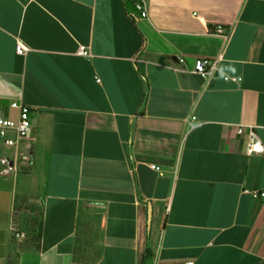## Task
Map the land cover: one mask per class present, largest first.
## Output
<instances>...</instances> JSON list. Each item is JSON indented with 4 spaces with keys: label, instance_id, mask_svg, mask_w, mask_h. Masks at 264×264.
Wrapping results in <instances>:
<instances>
[{
    "label": "crops",
    "instance_id": "1",
    "mask_svg": "<svg viewBox=\"0 0 264 264\" xmlns=\"http://www.w3.org/2000/svg\"><path fill=\"white\" fill-rule=\"evenodd\" d=\"M145 1L0 0V107L33 124L0 264H264V0Z\"/></svg>",
    "mask_w": 264,
    "mask_h": 264
},
{
    "label": "built area",
    "instance_id": "2",
    "mask_svg": "<svg viewBox=\"0 0 264 264\" xmlns=\"http://www.w3.org/2000/svg\"><path fill=\"white\" fill-rule=\"evenodd\" d=\"M135 2V6L137 10L140 11L143 17L148 15V9L145 0H133ZM226 27L222 24L217 25L214 29L216 33H225ZM229 31V30H228ZM16 50L20 54H24L27 50L26 45L22 41H18L16 45ZM78 53L82 56L90 57L91 52L88 46L80 45L78 49ZM220 57L215 59H209L206 57L197 58L194 62L193 68L190 70L191 72L198 74L203 79H210L215 71L218 68V62ZM177 60L181 65L185 64V57L177 56ZM225 80L239 82L241 81V77L233 76V75H225ZM9 110L5 107H0V144H4L10 147H17L21 149L19 153H17V157L21 160L29 161L31 159L30 153V144L33 135V124L31 120V108L22 100H12L9 104ZM237 132L239 134H246L247 137V146L246 153L253 154L256 152L263 151V145L258 137L255 127L250 125L248 131L246 132L245 127L243 125H239L237 128ZM9 158L0 156V174L7 175L11 173L16 168V163L14 160V168L10 169L9 167ZM151 168L162 171L161 166L157 164H151ZM250 194L254 198L264 197V192H260L258 190L249 191ZM15 231V237L17 239L26 238L25 231H19L15 227H13ZM155 264H158L156 261ZM183 264H193V261H186Z\"/></svg>",
    "mask_w": 264,
    "mask_h": 264
},
{
    "label": "rangeland",
    "instance_id": "3",
    "mask_svg": "<svg viewBox=\"0 0 264 264\" xmlns=\"http://www.w3.org/2000/svg\"><path fill=\"white\" fill-rule=\"evenodd\" d=\"M20 149L17 147H10L6 146L4 144H0V156L7 157L11 160H14L16 165L19 164L20 158H18L16 155L19 153ZM24 163V162H23ZM15 171H11L10 177L13 179ZM10 179L8 183H11L13 180ZM3 181V178L0 177V182ZM27 232V231H26ZM27 234V233H26Z\"/></svg>",
    "mask_w": 264,
    "mask_h": 264
},
{
    "label": "trees",
    "instance_id": "4",
    "mask_svg": "<svg viewBox=\"0 0 264 264\" xmlns=\"http://www.w3.org/2000/svg\"><path fill=\"white\" fill-rule=\"evenodd\" d=\"M150 255H151V254H150V251L147 250L146 253H145V255H144V259H143V261H142L141 264H145V262L147 261V258H148Z\"/></svg>",
    "mask_w": 264,
    "mask_h": 264
},
{
    "label": "water",
    "instance_id": "5",
    "mask_svg": "<svg viewBox=\"0 0 264 264\" xmlns=\"http://www.w3.org/2000/svg\"><path fill=\"white\" fill-rule=\"evenodd\" d=\"M9 167L10 169H13L14 168V163L12 160H9Z\"/></svg>",
    "mask_w": 264,
    "mask_h": 264
}]
</instances>
